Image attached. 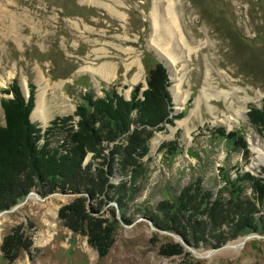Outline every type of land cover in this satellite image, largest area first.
Here are the masks:
<instances>
[{
  "label": "rangeland",
  "instance_id": "rangeland-1",
  "mask_svg": "<svg viewBox=\"0 0 264 264\" xmlns=\"http://www.w3.org/2000/svg\"><path fill=\"white\" fill-rule=\"evenodd\" d=\"M168 1L0 0V126L5 125L1 101L12 97L1 90L15 79H21L26 90L29 83L36 86L32 118L46 130L55 118L75 115L80 93L86 91L85 80L80 77H89L98 96H103L102 89L115 88L129 99L136 85L147 88L145 55L158 61L166 52L177 60L176 76L168 66L172 113L177 112L174 117L182 114L155 131L150 140V153L143 159L150 168L149 178L125 210L131 223H125L113 202L104 199L99 206L100 201L91 198L89 203L87 196L40 193L44 202L31 198L15 212L4 214L0 264H264V230L220 246L243 241L250 234L261 235L247 240L239 249L217 247L215 255L199 257L175 237L138 220L147 216L140 209L155 210L162 200L176 198L199 178L205 188L216 192L225 185L219 172L222 167L231 180L246 172L264 179V164L250 167L256 155L250 131L253 129L261 138L264 134L247 117L250 108L264 105V0H173L180 28L171 23ZM154 17L166 21L165 25L156 29ZM181 81L179 93L189 98L179 108L175 93ZM42 87H47L43 118L35 115ZM78 120L75 116L72 124ZM217 128L226 134L235 131L244 135L248 157L240 145L235 148L232 141L217 134ZM178 137L180 154L166 158L161 145ZM65 138L66 131L59 130L52 142L59 146ZM91 157L88 154L84 164ZM121 180L120 176L113 178L114 183ZM247 194L251 196L250 189ZM79 197L87 198L90 215L119 223L114 244L103 258L89 244L88 235H75L58 218L59 211ZM258 216L264 217V206ZM17 230L29 238L31 245L9 261L3 251L4 241ZM175 244L182 246L180 255H163V248ZM213 248L203 245L195 249L207 254Z\"/></svg>",
  "mask_w": 264,
  "mask_h": 264
},
{
  "label": "trees",
  "instance_id": "trees-1",
  "mask_svg": "<svg viewBox=\"0 0 264 264\" xmlns=\"http://www.w3.org/2000/svg\"><path fill=\"white\" fill-rule=\"evenodd\" d=\"M143 63L148 71V88L142 94L143 86L138 84L130 100L119 95L115 88L102 89L104 95L98 96L89 77L82 76L79 80H85L86 91L80 93L75 115L55 118L46 130L30 120L36 95L33 83H29L28 100L17 79L2 90L12 97L1 101L5 125L0 126V211L10 209L35 189L43 195L68 189L89 193L92 199L100 201L99 206L104 200L116 202L124 222L131 223L125 210L149 178L150 168L143 159L150 153V140L155 131L182 116L171 115L173 100L164 65L150 54L145 55ZM248 115L252 125L264 134V105L250 108ZM75 116L79 120L72 124ZM59 130L66 131V138L55 146L52 136ZM215 132L232 141L233 147L240 145L248 157L249 145L244 135L235 131L226 134L222 128ZM180 150L179 137L160 148L170 159L179 155ZM90 153L91 160L84 164ZM219 172L225 185L216 192L205 188L199 178L185 186L176 198L162 200L155 210L140 209L141 213H146L158 228L181 236L195 248L203 245L217 248L229 240L263 231L264 217L260 218L258 213L264 206V179L246 172L231 180L223 167ZM115 176L122 180L114 183ZM86 200L79 197L64 206L58 218L75 235H88L89 244L103 258L114 244V231L119 223L90 215ZM15 232L3 245L9 261L31 245L29 238L19 230ZM161 252L167 256L180 255L182 246L175 244Z\"/></svg>",
  "mask_w": 264,
  "mask_h": 264
},
{
  "label": "bare ground",
  "instance_id": "bare-ground-1",
  "mask_svg": "<svg viewBox=\"0 0 264 264\" xmlns=\"http://www.w3.org/2000/svg\"><path fill=\"white\" fill-rule=\"evenodd\" d=\"M169 1H170L169 15H170V18H171V23L175 24L176 27H179L177 25V18L174 16V11H173V8H174L175 5L173 3V0H169ZM153 21H154V26L156 27V29H158L160 27V24L162 25V23L165 25V22H166V21L165 22H163V21L160 22L157 17H154ZM166 27L168 29V32L170 34H173L171 25L167 24ZM161 56H162L161 59L165 62V64L167 66H170V69L173 72V75L176 76L177 71L175 70V67H176V64H177V60L175 58H173L171 55L167 54V52H166V55H163L161 53ZM181 84H182V81L177 85V91L175 93L176 105L179 108L183 107L184 104L186 103V100L189 98V95H187L186 97H182L181 94L179 93V89H180ZM46 92H47V87H42L41 97L39 98L40 100L38 101V105H37V108L35 110V115L37 117H42V118L44 117L43 105H44V96H45ZM204 93L210 99V96H208L206 92H204ZM227 95L229 96L230 93H227ZM229 123H230V121H229ZM250 142H251L252 150L256 154L255 155V162L250 167L251 168H253V167L255 168V166H260L261 164H264V140L253 129H251V131H250ZM5 217H6L5 215L0 216V224L5 220ZM241 246H242V240L238 241V242H235V243H232L226 248H228V249L238 248L239 249V247H241ZM228 249H226V250H228ZM213 253L214 252H211L209 254L208 253L207 254L206 253H202V254H204V256L201 254V256H199V257H209ZM216 253L217 252H215L214 255Z\"/></svg>",
  "mask_w": 264,
  "mask_h": 264
},
{
  "label": "water",
  "instance_id": "water-1",
  "mask_svg": "<svg viewBox=\"0 0 264 264\" xmlns=\"http://www.w3.org/2000/svg\"><path fill=\"white\" fill-rule=\"evenodd\" d=\"M158 61H159L160 63H162V64L164 65V67L167 69L168 73H170V69H169V67L165 64V62H164L160 57H158ZM89 75L92 76L90 73H89ZM91 78H92V80H94V83H97V82H98V80H97V78H96L95 76H92ZM170 81H171V79H170ZM23 84H24V83L22 82V80L19 79V85L21 86V89H22V91H23V94H24V96L28 99V98H29V92H28V90H26V89L24 88V85H23ZM169 91L171 92L170 89H169ZM171 95H172V92H171ZM175 110H176V109H175ZM33 112H34V111H33ZM33 112L31 113V116H30L31 121H33V118H32ZM174 113H177V112H176V111L173 112V113H172V116L174 115ZM247 117H248V115H247ZM248 118H249V117H248ZM262 139L264 140V138H262ZM56 194H60V195H70V196H73V198L76 197V196H87L88 199H89V200H88L89 203H90V201L92 200L91 197H90V195H89V193H87V192H84V191L76 192V191L67 190V189H65V190H57V191H55V192L49 194L48 196H54V195H56ZM48 196H47V197H48ZM31 198H37V199H39V200H41V201H43V202H44V200H45V199H43V198L40 196V192H39L38 190L35 189V190L31 191V192L27 195L25 202L20 203V204L14 206V207L11 208V209H8V210H5V211L1 212V213H0V216L4 215V214H6V213H12V212H15L20 206L24 205V204H25L29 199H31ZM111 205H112V206H115V207L117 208V212H118V214L120 215V209H119L118 204L115 203V202H113V203H111ZM142 219L145 220L146 222H148V224L151 226V228L156 229V230H158V231H160V232H162V233H164V234L171 235V236L175 237V238H176L177 240H179V241H180V242H181L186 248H188L193 254H195V255H197V256H201V253H200L197 249H195V248H193L192 246H190V245H189V244H188V243H187V242H186L181 236L176 235V234H174V233H172V232L165 231V230H161V229L157 228V227L155 226V224H154V221H153L151 218H149L148 216H143V217H141V218L138 219V220H142ZM255 237H261V235H259V234H250V235H247V236L244 238V240L242 241V245H244V244L246 243L247 240H249V239H251V238H255ZM229 245H230V244H226L225 246H222V247H220V248H218V249L226 248V247H228ZM218 249L213 248L212 250H210L209 253L214 252V251H216V250H218ZM209 253H208V254H209Z\"/></svg>",
  "mask_w": 264,
  "mask_h": 264
}]
</instances>
